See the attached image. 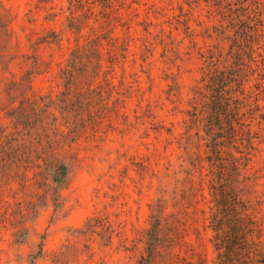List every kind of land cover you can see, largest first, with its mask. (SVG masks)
Listing matches in <instances>:
<instances>
[{
    "label": "rangeland",
    "instance_id": "obj_1",
    "mask_svg": "<svg viewBox=\"0 0 264 264\" xmlns=\"http://www.w3.org/2000/svg\"><path fill=\"white\" fill-rule=\"evenodd\" d=\"M0 264H264V0H0Z\"/></svg>",
    "mask_w": 264,
    "mask_h": 264
},
{
    "label": "trees",
    "instance_id": "obj_2",
    "mask_svg": "<svg viewBox=\"0 0 264 264\" xmlns=\"http://www.w3.org/2000/svg\"><path fill=\"white\" fill-rule=\"evenodd\" d=\"M99 45L97 40L92 41L90 43H88L87 45H84L78 49H76L73 54H72V58L70 59L67 68H65V70L63 71V75H65L66 77H73L74 75H76L77 73L79 74H87L88 72H92L94 74H99V72L102 69V62H101V58H102V53L99 50ZM112 59H114V56L112 57ZM224 104L221 103L220 106H223ZM210 113H213V111H211ZM223 114L221 113L220 116H222ZM218 118V116H217ZM212 120H215V117H211ZM225 129H222V132ZM219 131L215 130L214 128H211V130H209V134H208V141H212L210 144H212V146L214 147V154L216 156L219 155L220 153V148L219 145L221 144V141H219V139L216 140L217 137H219ZM212 150V148L210 149ZM212 152V151H211ZM213 154V153H212ZM2 171H3V166L1 167ZM64 167H62L63 169ZM212 185H214V183H212ZM157 219V217H155V220ZM154 230H155V226H154ZM217 244L220 248V250H227V246L228 244H230V242L228 241V239H226L225 236H223V230L217 226ZM155 235V234H154ZM156 237L152 236V243H156L154 242ZM154 240V241H153ZM151 242V241H150ZM224 250V251H225ZM226 252L222 253L220 255L221 257V261L223 263H225V254Z\"/></svg>",
    "mask_w": 264,
    "mask_h": 264
}]
</instances>
